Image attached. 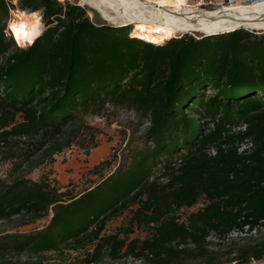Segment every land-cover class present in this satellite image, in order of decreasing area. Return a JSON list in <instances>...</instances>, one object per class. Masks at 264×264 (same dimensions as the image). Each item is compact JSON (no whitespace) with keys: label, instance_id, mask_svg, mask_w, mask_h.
<instances>
[{"label":"trees","instance_id":"obj_1","mask_svg":"<svg viewBox=\"0 0 264 264\" xmlns=\"http://www.w3.org/2000/svg\"><path fill=\"white\" fill-rule=\"evenodd\" d=\"M17 9L41 11L44 28L32 42L16 31ZM89 10L71 0H0V158L12 163L0 178L8 226L0 264H43L48 253L64 259L73 250L81 264L106 256L142 264L263 259L264 238L230 234L264 226V32L181 35L160 45ZM107 103L149 120L142 146L128 141L114 170L77 192L28 176L73 144L96 147L99 131L84 117ZM202 196L182 220L177 213ZM129 208L127 226L104 232ZM40 219L48 220L40 228L11 230ZM136 228L147 234L131 237Z\"/></svg>","mask_w":264,"mask_h":264},{"label":"rangeland","instance_id":"obj_2","mask_svg":"<svg viewBox=\"0 0 264 264\" xmlns=\"http://www.w3.org/2000/svg\"><path fill=\"white\" fill-rule=\"evenodd\" d=\"M71 1L76 2L81 6L84 5L85 7L90 9L89 14L91 17L93 16V12L91 11V9L97 11L95 8H92L88 4L82 3L80 0ZM235 1L250 2L253 0H188L189 4L196 5L203 9L216 8ZM14 4H16V1H14ZM39 13L41 15V11H39ZM97 13V20L102 19L113 25H122L116 22L111 23L110 21L106 20V18H104L99 11H97ZM10 15L12 17V10L10 11ZM16 19L17 16L15 13L14 21ZM124 26H127L129 28L130 37L136 36L141 38L139 27L137 25L130 24ZM239 29H248L249 31H255L257 34L264 32V29L255 30L244 26ZM7 34L9 35L8 31ZM181 35H189L198 38L207 36L206 34L198 31H187L181 32L172 37L179 38V36ZM170 39L171 37L163 40V42H156V44L163 45V43L167 42ZM21 41L24 42L23 40ZM84 121H87L94 128L98 129L99 132L96 135L98 145L91 148H82L77 144H73L69 149H66L60 153H56L54 162L47 164L45 163L38 166V168L33 169L32 172L28 174L30 178L38 180L42 176H47L53 183L56 182L58 185L65 186V189L66 187L70 189L72 188L76 192L85 189L94 182L99 181L103 177V175H106L114 170L124 154L123 151H125V146L128 141H130L132 147L142 146V134L145 128L149 125V120L138 114L135 110H131L119 105L115 106L112 103H107L106 107L100 113L85 114ZM240 128L243 129L244 126H240ZM105 159H110L112 161V164L109 166L103 165L100 168L101 170L99 173L95 172V165L100 164ZM11 167L12 163L10 160H2L0 158V178L6 179L7 177H9L10 174H12ZM200 199V203H198L197 205L192 207H184L177 213L178 215H180L182 220H185L187 213L196 211L205 203V199L203 196ZM130 215L131 208L124 210L119 216L113 217L107 222L104 232H115L120 228V226H127L129 224ZM47 221V219H40L35 223L23 225L22 227L14 228L11 230H18L22 232L30 231L42 227L47 223ZM7 228L8 226L6 227L5 224H2L0 222V231ZM146 234L147 233H145L144 230H139L136 228L130 236L137 237V235L145 236ZM245 235L247 237L253 235L254 237L264 238V226L260 227L259 230H249V232H247V230L241 231L234 229L230 234V237L240 238L241 236ZM229 241V239H225L223 243L226 244L229 243ZM83 258L84 256L83 254H80V251L73 250L70 251V254L67 255L64 259L57 254L55 255V253H48V255L44 257V259H42L44 262L43 264H51V262H57L61 260L65 264H81ZM35 259L36 258H34V260ZM99 264H142V262L139 259L134 260V258L130 256H122L117 260H112L110 259V257L106 256ZM230 264L240 263H237L234 260V262H231ZM249 264H264V258L260 260H251Z\"/></svg>","mask_w":264,"mask_h":264},{"label":"bare ground","instance_id":"obj_3","mask_svg":"<svg viewBox=\"0 0 264 264\" xmlns=\"http://www.w3.org/2000/svg\"><path fill=\"white\" fill-rule=\"evenodd\" d=\"M80 1L95 8L111 23L137 25L141 38L155 42L187 31L211 35L243 26L264 29V0L235 1L211 9L191 5L188 0ZM16 16L14 26L24 42L34 41L43 31L39 11L17 9Z\"/></svg>","mask_w":264,"mask_h":264},{"label":"built area","instance_id":"obj_4","mask_svg":"<svg viewBox=\"0 0 264 264\" xmlns=\"http://www.w3.org/2000/svg\"><path fill=\"white\" fill-rule=\"evenodd\" d=\"M252 143L250 141H247V143H244L240 146V151L243 152L245 150H247V148L251 147ZM216 150H212L211 153L215 154Z\"/></svg>","mask_w":264,"mask_h":264}]
</instances>
